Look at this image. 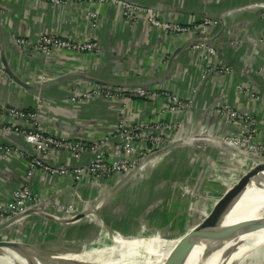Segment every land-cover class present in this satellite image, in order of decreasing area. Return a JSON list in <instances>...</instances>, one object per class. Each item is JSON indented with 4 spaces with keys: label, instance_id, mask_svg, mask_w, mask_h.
Returning <instances> with one entry per match:
<instances>
[{
    "label": "crops",
    "instance_id": "1",
    "mask_svg": "<svg viewBox=\"0 0 264 264\" xmlns=\"http://www.w3.org/2000/svg\"><path fill=\"white\" fill-rule=\"evenodd\" d=\"M134 1L141 5H158L156 15L162 20L189 25L209 18L217 23L210 27L205 38H201L197 31L175 34L152 27L144 17L128 20L123 16L120 4L111 0H79L65 4L0 0V66L3 67V55L12 73L28 86L15 84L9 75L0 76V104L32 111L37 115L38 127L45 132L94 143L114 133L121 119L133 127L147 126L158 120L172 124L175 115L163 112L167 99L160 92L165 91L189 104L179 117L186 126H191L189 143L208 146V152L214 148L221 153L220 145L207 143L205 135L210 133L223 138L224 134L238 132L237 127L228 125L225 119L216 115L221 106L248 115L249 122L253 118L256 136L262 139L264 0ZM42 35H57L78 42L95 41L99 50L93 53L57 50L42 55L31 47L20 48L16 43L21 36L33 42ZM198 43H207L215 50L213 62L208 61L206 48L197 47ZM223 67L228 73L220 71ZM104 83L123 96H117L115 100L100 96L81 99V92ZM138 87L157 95L126 97L127 92ZM8 123L7 116L0 113V143L18 150L15 155L6 157L0 153V206L10 199L13 190L26 185L39 196V209L47 213H31L18 224L7 226L5 230L13 233L4 231L0 234L10 236L9 240H25L21 238L24 228L31 232L36 223H54L58 229L68 226L54 214L63 215L57 212L58 209L64 210L71 200L77 199L78 203L73 204L79 210L85 206L99 210L101 220L107 221L117 216L127 219L132 214L131 208H139L137 215H131L137 217L150 204L158 203L156 206H159L165 195L178 191L179 184L167 182L170 178L164 179L157 173L151 176L157 181L150 179L143 184V189V182L128 181L130 177L124 180L120 174L104 177L99 184H93L73 174L61 176L40 167L27 179L25 174L34 153L33 147L25 142L22 134L3 131L1 127ZM201 134L204 138H196ZM114 141L112 138L107 148ZM180 141L184 139H176L165 155H173L175 149L187 144ZM221 145L228 154L238 153L237 148ZM42 159L53 168L70 170L89 163L92 155L86 153L74 159L69 152L57 149ZM166 161L173 162L170 156H166ZM137 173L131 178H136ZM198 174L196 171L193 179ZM118 182L117 187L115 183ZM154 188L158 190L157 198L146 201L141 198L144 202L135 206L134 201L125 200L124 193H129L128 190L147 195V190ZM215 193L221 194L218 188ZM121 210L124 212L119 213Z\"/></svg>",
    "mask_w": 264,
    "mask_h": 264
},
{
    "label": "rangeland",
    "instance_id": "2",
    "mask_svg": "<svg viewBox=\"0 0 264 264\" xmlns=\"http://www.w3.org/2000/svg\"><path fill=\"white\" fill-rule=\"evenodd\" d=\"M159 20L162 19L159 18ZM164 21L169 22L167 19ZM171 23L177 24L180 28L198 30L197 24L191 23L189 25H181L172 20ZM210 27L212 26L209 24H203L202 22L200 24L201 30H209ZM179 117L180 115L175 116V120L172 121L173 126L170 129H168L169 127L166 128L164 136L162 137V142L159 144L160 148L164 146L163 149H166V152L176 139H184L181 135H183V132L185 134V132L191 128V126L190 128L186 126ZM249 123L250 124L245 126L242 131V136L240 132L239 134H237L238 132H229V134H224L225 136L223 138H216L215 135L210 133L209 135L212 136L205 135V141L207 143L215 146L220 145L221 153L219 151H214V148L208 152V146L204 147L197 143L192 144L191 142L189 143L187 139H184L187 144L181 145L182 148L175 149L173 152L174 156L165 155L164 153L163 156L154 160L156 155L154 154L150 160H147V162L144 163L146 165L144 169L137 173L138 176L134 179L130 177L128 181L137 182V184L143 182V189V184L150 179L157 181L151 178V176H153L152 174L155 175L157 173L158 176L164 177V179L166 176L167 179L170 178L166 180L167 182L179 184V187L177 186L178 191L165 195L166 197L163 198V202L162 204L160 203L159 206H156L158 203L155 205L150 204L148 209L141 210L137 217L131 215H137L139 208H131L130 212H132V214H129V217H126L127 219H123L122 216H117L104 221L100 218L99 210L95 209L94 211L85 206L81 211L73 204L78 203L77 199L71 200L64 210L60 211L58 209L57 212L63 215L54 214V216L63 221L66 220L65 224L68 226L58 229L57 225L54 223L44 225L36 223L32 226L31 232L24 228L21 238L23 237L25 240L22 241L33 246L35 249L34 251H36L35 259L43 261L44 264H144L145 261L142 262L137 260L133 263L127 260L128 256L126 255V251L124 252L121 250L127 241L123 242L122 240L127 238L132 241V239H137L139 237L176 240L182 237H194V235L205 236V233L210 229V225L208 224L209 227H199V224L213 210L218 214L223 204L226 202L223 197L224 192H229L230 190L232 195L235 193L236 187L240 184L239 178L243 175V171L244 173L247 172L257 163L258 159L264 160L262 158L264 157V136L262 139L257 138V126L253 118ZM233 134H237L236 136L239 138L232 139L230 136ZM202 137L204 138V135L201 134L196 138ZM225 143H227L228 147L232 146V148H237L240 153L228 154L226 149L222 150L221 144ZM234 144L238 146H234ZM188 146L189 149H187ZM193 147L194 149H192ZM166 156H170L173 162H167ZM165 168H167V170ZM196 171H198L199 174L193 179ZM220 173L223 176L221 179L216 177L218 176L216 174ZM178 175L181 176L180 179L177 178ZM121 177L123 178V176ZM155 181L153 182L155 183ZM118 184L119 182L115 183V186L118 187ZM166 186H162L161 188ZM113 188L114 186L112 189ZM217 188L221 191V194L215 193V195L214 191ZM133 190L135 192L139 191V189ZM128 192L130 194L124 193V197H126L125 200L134 201L132 203L134 206L142 201L141 198H146V201L158 197V195H156L158 192L156 188L152 191L147 190V195L139 192L133 194L129 190ZM232 195L228 199H230ZM131 197L134 198L132 199ZM209 209L210 211H208ZM225 209L226 207L219 212L221 217ZM121 212L124 211L121 210L119 213ZM79 214L83 216L76 219ZM4 231V233L7 234L13 233L11 230L8 232L6 230ZM15 234L20 235L17 233ZM14 238L17 239L18 237ZM0 239L6 241L10 239V236L0 234ZM256 248V246L250 245L248 253L253 252ZM67 255L69 258L72 257L73 261H67L65 259ZM137 255L139 258L145 259L140 249L137 250ZM79 256L82 257V260L86 263L81 262ZM163 256H157V259L155 258L153 260L148 258L146 259V264H164L165 260L163 261ZM242 264H264L263 247L256 253L247 256Z\"/></svg>",
    "mask_w": 264,
    "mask_h": 264
},
{
    "label": "built area",
    "instance_id": "3",
    "mask_svg": "<svg viewBox=\"0 0 264 264\" xmlns=\"http://www.w3.org/2000/svg\"><path fill=\"white\" fill-rule=\"evenodd\" d=\"M41 2H50L53 4H65L71 1L79 0H39ZM120 4L122 14L128 20H136L138 17H144L146 22L152 27L161 29L163 31L178 33H189L197 31L201 38H205L208 32L206 29H200L201 22L216 25V21L209 18H204L199 22L198 30H190L189 28H180L177 24L171 21L159 20L154 8H145L141 6L131 5L124 1L111 0ZM198 36V37H199ZM17 45L21 48L24 46L31 47L39 51L42 55H50L53 51L66 50L77 53H93L99 50L98 44L95 41L78 42L72 39L63 38L57 35H42L36 41H29L27 37H19L16 39ZM206 48L209 57V62H213L215 57V50L207 43H198L197 47ZM208 48V49H207ZM222 72L228 73V69L223 67ZM8 74L2 66H0V76H7ZM114 87L105 85H96L90 87L88 90L81 92V99H90L94 97H104L113 99L117 96H123L119 91L113 90ZM155 93L138 87L127 92L126 97H143L150 98ZM166 97V106L163 112L171 113V115L179 116L185 112L188 107V102L180 99L177 95L165 91L160 92ZM157 93L155 94V96ZM39 96V95H37ZM76 96V95H75ZM76 98L74 97L73 100ZM0 113H4L9 123L2 126L1 129L6 132H16L23 135L25 142L31 144L34 150L33 156L29 160L28 170L25 174L27 179H30L31 174L38 168H42L57 175L73 174L78 178H85L88 182L99 184V181L104 177H111L115 174H120L124 178L131 177L135 172H140L146 166L144 163L155 155L154 160L163 156L166 149L160 148L159 144L162 142V137L167 127L170 129L173 124H166L163 121H156L150 125L142 127H133L127 124L124 120H120L116 126L114 133H109L98 142L86 143L81 140L70 137H60L51 133L45 132L38 127L37 115L29 110L17 109L14 107L1 105ZM216 115L225 119L228 125L237 127V131L242 136V131L245 126L249 125V117L246 114H241L234 111L229 106H221L216 110ZM187 133V134H186ZM233 134L232 139L239 138ZM179 135V134H178ZM188 139L191 136V131L185 132L181 135ZM114 143L107 148L111 139ZM237 143V142H234ZM227 144V143H225ZM232 144V143H231ZM234 146H238L234 144ZM65 150L69 152L74 159L79 158L82 154L90 153L92 159L89 163L73 168H53L43 161V156L48 154L51 150ZM163 149V150H162ZM18 150L0 143V153L6 156L15 155ZM168 152V151H167ZM149 162V161H148ZM40 198L34 194L26 185L15 189L11 193L10 199L2 206H0V222L11 219L30 207H35L37 211H45L39 209Z\"/></svg>",
    "mask_w": 264,
    "mask_h": 264
},
{
    "label": "bare ground",
    "instance_id": "4",
    "mask_svg": "<svg viewBox=\"0 0 264 264\" xmlns=\"http://www.w3.org/2000/svg\"><path fill=\"white\" fill-rule=\"evenodd\" d=\"M216 175H218L219 179L222 178L221 174ZM231 195L232 192L230 190L229 192L225 191L223 196L225 201ZM221 202L224 203L223 201ZM224 213L222 217L220 216L221 220L219 225L212 228V231L215 229L212 238H205L203 235H194V237H187L185 240L186 242L184 240L182 241L183 237L181 239L177 238L176 240L157 239L155 237H139L137 239H132V241L131 239L126 238L122 240L123 242H127L121 250L124 252L126 251V255L128 256L127 260H130L129 262L133 263L134 261L140 260L142 262L145 261L144 264H146V259L149 258L153 260L157 256L162 257L164 255V264H174L176 260L180 261L182 264H228L231 261L233 264H242L247 256L256 253L261 247L264 249V189L261 191L259 198L253 203V206L246 209L240 216H235L234 213L231 212L226 217L224 216ZM240 219L245 221L244 229L240 233L237 232L231 240L227 242L221 241V232L224 226ZM6 241H9L10 243L13 242L14 245L18 242H23L14 240ZM179 242H181L180 249L176 254H172V250L179 244ZM250 245H254L257 248L255 250L253 249V252L248 253ZM18 247V245H15L14 247L0 248V255H2L0 256V264H28L26 261L27 259L24 258L25 256L32 258L30 264H44L43 261L35 259L36 255L34 256V254H36V251L33 250L34 253L33 251H29L28 255V250H30V248L25 249L22 247V249H18ZM138 249H140V252L144 255L145 259L138 257ZM65 259L67 261H73V258H69L68 255ZM79 259L81 262L86 263L82 260V257L79 256Z\"/></svg>",
    "mask_w": 264,
    "mask_h": 264
},
{
    "label": "water",
    "instance_id": "5",
    "mask_svg": "<svg viewBox=\"0 0 264 264\" xmlns=\"http://www.w3.org/2000/svg\"><path fill=\"white\" fill-rule=\"evenodd\" d=\"M119 1H124V2L131 4V5L141 6V7H145V8H154L155 9V7L158 6L157 5L154 7V5L153 6L141 5V4H138V2H136L134 0H119ZM1 60H2V65H3L4 70L9 75L11 80L15 84L21 85V86L27 88L28 86H26V84L23 81L19 80V78L12 73V71H11L10 67L8 66L6 60L4 59L3 55H1ZM60 79H62V78H60ZM56 81H59V80H55L54 82H56ZM106 84L107 83H104V85H106ZM225 145H227V144H225ZM238 153H240V152H238ZM262 158L264 159V157H262ZM124 179H127V177ZM239 182H240V184L236 187V189L234 188L235 193L232 195V197L230 199H228V200L226 199V202L223 204L222 208L220 209V211H221L226 207L225 213H224V216H226V217L231 212H233L235 216H240L246 209L251 208L253 206V203L257 200V198H259V196L261 195V191L264 189V160L258 159L257 163L252 168H250L245 173L243 172V175L241 176V178H239ZM219 212L217 214L215 212V210H213L199 224L200 226L198 225L199 227L208 226V224L210 225L209 231L207 233H205L206 234L205 238H212L214 236L215 229H213V231H212V228L217 227L220 223L221 218H220ZM31 213L32 214H38V215L47 214L46 212L44 213L42 211H37L35 207H30V208L26 209L24 212H22L21 214L13 217L11 219L5 220L4 222H0V232H4L5 228L11 224H18L17 222H19L21 220V218H23V217H25ZM82 216L83 215L79 214L76 217V219L81 218ZM61 221H63V220L61 219ZM65 221L66 220H64L63 222H65ZM244 227H245V221L243 219L242 220L240 219L236 222H233L227 226H224V228L222 229V232H221V241L227 242V241L231 240L232 237L235 234H237V232L240 233L244 229ZM186 239H187L186 237H183L182 241L183 240L185 241ZM181 242H179V244L174 248V250L171 252L172 254H176L178 252V250L180 249ZM15 245L19 246L18 249H22V247H24L25 249L30 248V250H28V255H29V251L35 250L33 248V246H31L25 242H18ZM15 245L13 242L10 243L9 241L0 240V248L14 247ZM34 256H35V254H34ZM32 257H33V255H32ZM24 258L27 259L26 261H28V263L31 262L32 258H30L29 256H25ZM180 263H181L180 261L176 260V262L174 264H180ZM228 264H233V262L231 261Z\"/></svg>",
    "mask_w": 264,
    "mask_h": 264
}]
</instances>
